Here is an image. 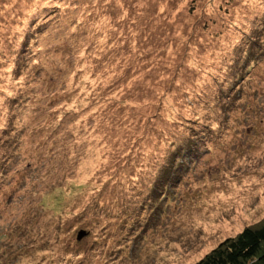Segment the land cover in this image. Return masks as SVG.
Listing matches in <instances>:
<instances>
[{"label":"rangeland","instance_id":"374dc122","mask_svg":"<svg viewBox=\"0 0 264 264\" xmlns=\"http://www.w3.org/2000/svg\"><path fill=\"white\" fill-rule=\"evenodd\" d=\"M263 221L264 0H0V264H193Z\"/></svg>","mask_w":264,"mask_h":264},{"label":"trees","instance_id":"16d2710c","mask_svg":"<svg viewBox=\"0 0 264 264\" xmlns=\"http://www.w3.org/2000/svg\"><path fill=\"white\" fill-rule=\"evenodd\" d=\"M193 264H264V221L223 239Z\"/></svg>","mask_w":264,"mask_h":264}]
</instances>
